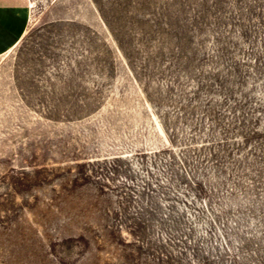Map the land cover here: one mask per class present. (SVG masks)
Returning <instances> with one entry per match:
<instances>
[{
	"label": "rangeland",
	"instance_id": "374dc122",
	"mask_svg": "<svg viewBox=\"0 0 264 264\" xmlns=\"http://www.w3.org/2000/svg\"><path fill=\"white\" fill-rule=\"evenodd\" d=\"M26 1L0 264H264V0Z\"/></svg>",
	"mask_w": 264,
	"mask_h": 264
},
{
	"label": "crops",
	"instance_id": "0c3cea01",
	"mask_svg": "<svg viewBox=\"0 0 264 264\" xmlns=\"http://www.w3.org/2000/svg\"><path fill=\"white\" fill-rule=\"evenodd\" d=\"M26 9V0H0V40H4L2 44H10L23 34L27 19Z\"/></svg>",
	"mask_w": 264,
	"mask_h": 264
}]
</instances>
